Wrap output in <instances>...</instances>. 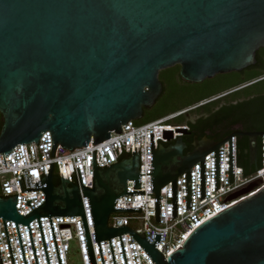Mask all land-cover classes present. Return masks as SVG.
Returning <instances> with one entry per match:
<instances>
[{
	"label": "water",
	"instance_id": "1",
	"mask_svg": "<svg viewBox=\"0 0 264 264\" xmlns=\"http://www.w3.org/2000/svg\"><path fill=\"white\" fill-rule=\"evenodd\" d=\"M264 48V0H0V154L18 144L38 143L50 131L56 144L74 150L103 142L112 131L139 120L152 107L164 86L161 70L180 65L187 82L199 83L218 74L241 71L257 62ZM186 132V131H184ZM264 131H233L217 140L194 137L193 150L183 137L154 150L151 133V186L156 193V221L160 222V189L172 181L173 217L177 211V176L186 172L187 209L192 205L191 168L201 163V199L205 195V156L215 152V184L220 181V146L229 140L230 173H234V136H246L250 172L258 169L259 137ZM123 157L110 167H98L93 153L94 186L83 185L94 222V239H111L131 233L156 264H264V187L219 212L194 230L168 257L141 230L125 224L109 226L112 213L141 211V207L115 208L127 191L128 180L140 186V158ZM5 160V158H4ZM6 165V163H5ZM36 182L45 202L27 215L16 207L15 196L0 195V218L13 253L5 219L28 225L38 218L47 262L49 258L40 217H50L59 264H61L51 216H82L90 264H96L80 188L69 179L55 183L52 169ZM77 178V177H76ZM72 184H71V183ZM29 183V182H28ZM78 183V181H77ZM248 192V191H245ZM36 199V198H35ZM27 200L26 205H30ZM0 263L3 264L0 254Z\"/></svg>",
	"mask_w": 264,
	"mask_h": 264
},
{
	"label": "built area",
	"instance_id": "2",
	"mask_svg": "<svg viewBox=\"0 0 264 264\" xmlns=\"http://www.w3.org/2000/svg\"><path fill=\"white\" fill-rule=\"evenodd\" d=\"M215 98L217 97L204 100L198 105ZM198 105L146 123L130 120L122 125V132L112 131L108 139L96 144L92 139L87 146L74 150L56 144L52 156V134L50 131H46L38 143H20L9 152L8 156L0 154V192L5 197L17 195V210L20 214L27 215L45 202V192L41 189L22 191L19 179H23L25 189L37 188L36 182L49 175V169L53 163L54 175L56 172L59 178L69 179L80 188L95 261L96 264H103L98 241L95 242L94 239L93 217L88 197L83 194L82 182L88 188L94 186V152L97 166L106 168L119 162L123 157L139 151L140 186L135 188V180H128L127 191H144V193L120 196L115 202V208L141 207V211L112 213L109 217V226L118 227L125 224L135 231L141 230L151 243H154L155 232L162 233V240L155 247L165 257H168L183 245L184 241L199 225L264 187V134L259 137L260 164L258 162V169H254L248 175L245 174L244 168L239 164V136L235 135L234 139L231 140L234 141V173H230L228 140L219 148L220 181L219 177H216L218 188L216 189L215 184L216 151H211L205 156L206 197L201 199V163L198 162L191 168L190 186L192 191L189 192V195L192 196L191 207L187 209L186 205L187 174L184 172L177 176L178 215L172 218L173 196L172 181H170L160 189V222L156 221V193L152 192L151 174H148L151 173V133L154 135V150L158 149L160 144L176 141L178 137L183 135L184 131L189 129V125L188 123L176 124L171 121ZM236 130H239V127H235L234 131ZM27 200H31L30 205H26ZM51 219L61 264H69L73 241L78 245L82 264H90L82 216H51ZM40 222L49 263L59 264L50 217L41 216ZM137 222L141 225L134 226V223ZM5 223L14 263L25 264L16 221L5 219ZM29 225L38 264H48L38 218L32 220ZM18 228L26 263L37 264L28 225L18 223ZM121 238L127 264H156L131 233H124ZM110 239L116 264H126L120 236L117 235ZM99 243L104 264H114L109 239L101 240ZM0 254L3 264H13L3 218H0Z\"/></svg>",
	"mask_w": 264,
	"mask_h": 264
},
{
	"label": "trees",
	"instance_id": "3",
	"mask_svg": "<svg viewBox=\"0 0 264 264\" xmlns=\"http://www.w3.org/2000/svg\"><path fill=\"white\" fill-rule=\"evenodd\" d=\"M159 77L163 82V92L152 107L144 109L143 117L156 112L153 118L156 120L217 97L194 108V112L199 114L194 122L188 121L186 117L181 121H175L176 118L171 122H188L194 132L199 133L200 138L210 133L217 140L232 133L235 127L264 131V48L258 50L256 64L241 71L218 74L201 83L185 81L180 75V65L161 70ZM189 85L192 86L191 89ZM3 122V115L0 113V132ZM136 122L139 123V120ZM248 146L249 139L239 136V164L247 175L251 173L249 159L244 152ZM258 162L260 164V158ZM55 183H60L56 172Z\"/></svg>",
	"mask_w": 264,
	"mask_h": 264
},
{
	"label": "flooded vegetation",
	"instance_id": "4",
	"mask_svg": "<svg viewBox=\"0 0 264 264\" xmlns=\"http://www.w3.org/2000/svg\"><path fill=\"white\" fill-rule=\"evenodd\" d=\"M216 108H219V107H216ZM195 112H194V108L193 109H191L190 111H188L186 114H184V115H181V116H185L187 119H188V121H190V122H194L195 120H197L198 119V117H199V114L197 115V113L196 114H194ZM181 116H179V117H181ZM178 118V117H177ZM185 123H188V122H185ZM188 125H189V129L188 130H186V132H184L183 133V135H182V137H183V139H184V141L186 142V144H187V146L185 147V149H184V152L185 153H187V152H189V151H192L193 150V141H194V137L195 136H198L199 137V133L198 132H194V130L192 129V127H191V125L188 123ZM239 129H241V130H243V131H249V130H245V129H243V128H240L239 127ZM254 131H262V130H254ZM206 136H208V137H210V138H213L211 135H210V133L209 134H207ZM204 137V136H203ZM243 137H246V136H243ZM200 138V137H199ZM202 138V137H201ZM175 142V141H174ZM174 142H171V143H174ZM170 143H168V145H169ZM165 145V144H164ZM248 156V155H247ZM258 161H259V159H258Z\"/></svg>",
	"mask_w": 264,
	"mask_h": 264
},
{
	"label": "rangeland",
	"instance_id": "5",
	"mask_svg": "<svg viewBox=\"0 0 264 264\" xmlns=\"http://www.w3.org/2000/svg\"><path fill=\"white\" fill-rule=\"evenodd\" d=\"M191 88H192V86L189 85V89H191ZM173 104H175V103H173ZM156 114H157L156 112L148 114L146 117L139 119V123H146V122L153 121V118L155 117L154 115H156ZM194 114H196V113H194ZM183 117H185V116H182L181 118H177L175 121H177V122L181 121L183 119ZM140 225H141V223H138V222L134 223V226H140ZM69 264H82L81 257H80L79 251H78V245L75 241L72 242V249H71V252L69 255Z\"/></svg>",
	"mask_w": 264,
	"mask_h": 264
}]
</instances>
